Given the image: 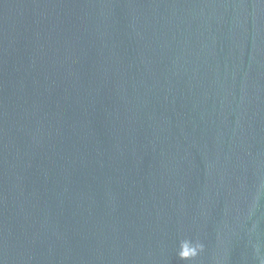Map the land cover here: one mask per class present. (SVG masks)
<instances>
[{
  "label": "water",
  "instance_id": "water-1",
  "mask_svg": "<svg viewBox=\"0 0 264 264\" xmlns=\"http://www.w3.org/2000/svg\"><path fill=\"white\" fill-rule=\"evenodd\" d=\"M0 264H264V0H0Z\"/></svg>",
  "mask_w": 264,
  "mask_h": 264
}]
</instances>
